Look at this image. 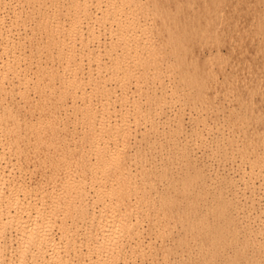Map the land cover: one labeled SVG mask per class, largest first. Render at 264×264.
I'll use <instances>...</instances> for the list:
<instances>
[{"label": "bare ground", "instance_id": "obj_1", "mask_svg": "<svg viewBox=\"0 0 264 264\" xmlns=\"http://www.w3.org/2000/svg\"><path fill=\"white\" fill-rule=\"evenodd\" d=\"M126 8H132L130 10L136 15H140L138 9L142 10L135 0H0V264H26L29 256L32 264H117L122 250L130 244L151 264L156 251H152L155 248L152 243L156 240L147 241L146 245L141 238L150 235L149 230L155 233L152 227L155 218L165 216L167 208H178L176 200H180L169 193L168 199L160 198L158 207L148 204L147 209L143 208L147 213L141 215L146 203L142 204L145 201L138 195L137 185L153 177L157 170L151 175L153 171L148 168L151 171L148 176L144 173L138 177L139 173L143 174L141 169L137 170L138 176L132 174L131 161L128 165L125 155L121 157L120 154L125 152L132 136L126 129L129 121L122 120L126 128L122 124V127L119 124L121 128L117 126L116 120L115 125L110 122V113L114 115L117 111L114 105L124 97L129 80L135 76L136 69L129 71L130 67L123 63L136 59L133 63L146 70L144 65L153 64L154 56L156 59L154 49L145 50L146 45L136 49L140 45L137 37L143 30L140 26L134 29L132 20L135 21L136 16L131 17L130 12L131 16H127ZM256 22L259 27L256 26L255 39L263 41L264 14ZM96 29L103 31L111 41L103 49L98 45L102 51L92 47L100 42V32ZM91 44L93 49H89ZM104 56L107 62L101 59L105 60ZM260 67L258 74L251 77L252 83L264 81V60ZM108 70L111 76L105 73ZM116 88L124 93L121 97L116 96ZM115 96L120 99L116 100ZM261 97L264 98V93ZM18 100L26 105L20 108ZM123 100L127 102L128 97ZM135 102L133 105H137ZM130 107H123V111ZM66 121L73 129L70 132L67 129L69 135L65 133ZM255 154L258 152H253ZM46 163L49 175L34 179L38 170L43 169L41 165ZM164 168L166 170L167 166ZM163 174L157 175L158 178L167 180L165 172ZM191 177L170 176L168 186L174 190L175 178L187 180ZM195 177L202 179L201 170H197ZM218 203L212 213L215 215L213 222L202 210L199 212L194 203L187 204L184 209L185 214H192L191 221L197 223L196 228L199 225L200 239L196 234L198 241L195 240L203 247H220L222 229L216 225V220L231 215V201L219 198ZM144 222L147 225H143ZM82 227L84 235L76 239L72 234ZM193 229L195 227L188 226L189 232ZM143 231L147 234L141 237Z\"/></svg>", "mask_w": 264, "mask_h": 264}, {"label": "rangeland", "instance_id": "obj_2", "mask_svg": "<svg viewBox=\"0 0 264 264\" xmlns=\"http://www.w3.org/2000/svg\"><path fill=\"white\" fill-rule=\"evenodd\" d=\"M135 4L142 6V10L138 9L140 15L130 10L134 7L126 8L125 13L127 15L130 12L133 16L128 15L136 16L134 19L138 20L137 23L132 20L135 23L134 29L140 26L141 31L143 30L141 36L137 37L140 45L136 49L140 50V47H143L141 45L147 46L145 50L154 49L157 60L154 56L156 64L154 60L151 65L144 63L146 70L141 69L137 63V67L135 66L133 61H137L136 59L123 63L124 66L130 67L129 71L136 69L133 71L135 76L129 80L124 97H121L124 93H120L116 88L115 94L117 93L116 96H120L122 101L119 100L114 105L117 111L115 110L114 115L110 113V122L113 125L117 122L116 125L120 124L122 127L124 124L122 120H127L126 123L129 121L128 128L123 126L130 130L132 136L127 141L128 147L126 146L125 152L120 154L121 157L125 155V162L131 161L128 165L132 174L138 176L141 169L143 174L139 173L138 177L144 176V173L148 176L150 169L153 171L151 175L157 170L153 177L137 185L138 195L143 202L145 201L142 204L145 206L146 203V207L141 205V215L147 213L143 208L147 209L148 204L158 207L160 198L168 199L170 194L180 200H176L179 210L167 208L166 217L155 218V225H152L155 233L150 230L147 232L150 235L152 233L155 238L150 235L144 236L146 233L144 231H147L145 227L141 235L144 236L141 238L143 243L156 240L152 243L155 247L152 251L156 250L152 257L153 261L151 259L149 261L151 260V264H264V164L262 165L264 158L261 160L264 154V100L261 99L264 93V81L259 84L250 81L251 77L261 70L260 65L264 60V38L263 41L255 39L256 29L259 27L258 24L256 25V20L264 14V0H135ZM97 29L95 31L100 32ZM102 33L103 31L100 32L99 44L94 43L97 47L91 44L89 49L99 48L98 45L103 49L104 45L111 44L110 39ZM100 48L98 50L102 51ZM101 54L103 55V52ZM147 56L149 59L150 54ZM101 59L108 61L107 58L104 60L101 57ZM144 67L142 64V68ZM137 70L142 75L137 73ZM110 71L105 73L110 75ZM126 96L128 104L123 100L127 98ZM130 100L131 103L136 101L137 105L133 103L130 105ZM123 103L125 106L122 105ZM19 104L20 108L23 104L26 105L20 101ZM128 106L132 107L123 111V107ZM135 107L138 108L137 111ZM127 113L129 119L124 117ZM21 116H24L23 112ZM65 123L67 126L65 133L69 135L70 130L73 129L69 121ZM65 133L63 135L66 137ZM253 152L258 154L253 155ZM71 154L73 155L72 152ZM259 159L262 163L258 161ZM252 161L259 164L254 163L259 166L258 169L254 167ZM44 165L41 167L45 170L39 169L34 179H41V175L42 178L44 176L46 178L45 174L48 173L46 168L49 165L48 163ZM144 166H147V169ZM164 166H167L166 170ZM161 170L165 172L167 180L164 179L165 177L158 178L157 175L160 177L161 174L164 175ZM197 170H201L202 179L195 177ZM175 175L176 177L191 175L192 179L175 178L172 182L173 190L168 186L170 185L168 180L170 176L175 177ZM229 181L232 183L229 184ZM219 198L231 201L229 208L231 215L216 220V225L222 229L220 247H203L197 243L196 234H199L197 230L199 225L196 228L197 223L191 221L192 214H185L184 209L187 204L194 203L199 207H197L198 211L202 210L213 222L215 215L212 213L214 208L218 207ZM134 201L135 198L133 205H136ZM152 210L150 209V212ZM145 224L144 222L143 225ZM188 226L195 229L189 232ZM233 227H236V230ZM259 230L260 232H257ZM81 231H84L83 227L72 235H76V239L81 238L80 236L84 235ZM54 234L56 241L59 242L57 232ZM198 239H200L199 235ZM130 245H126L124 249L121 246L124 253L121 255L124 258L120 255L117 264L134 262V264L138 262V264H147L146 257L143 258L139 250ZM81 250L85 252V247L82 246ZM26 264H32L30 256Z\"/></svg>", "mask_w": 264, "mask_h": 264}]
</instances>
